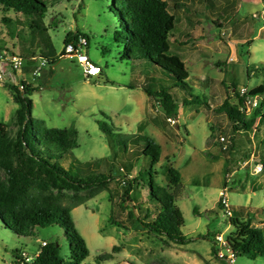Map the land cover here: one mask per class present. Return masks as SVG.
<instances>
[{
	"label": "rangeland",
	"instance_id": "rangeland-1",
	"mask_svg": "<svg viewBox=\"0 0 264 264\" xmlns=\"http://www.w3.org/2000/svg\"><path fill=\"white\" fill-rule=\"evenodd\" d=\"M166 1L175 16L169 53L185 62L190 88L182 89L170 72L146 59L124 57V44L114 39L121 23L114 6L118 0L55 2L44 17L55 61L47 62L40 76L32 75L42 61L37 35L23 15L0 11V47L23 57L15 81L6 82L25 80L34 86L28 97L35 120L47 127L77 130V146L60 164L78 177L97 172L113 175L105 188L81 191L84 198L91 197L71 209L88 249L82 264H230L212 252V236L221 233L225 238L232 230L230 218L251 219L264 238V168L254 171L264 158V144L260 145L264 124L232 132L230 121L218 110L225 100L241 109L230 91L233 86L236 90L264 86V0ZM2 16L10 21L4 23ZM76 31L87 37V56L101 69L94 76H86L74 56L62 54L65 35ZM31 54L36 56L30 60ZM143 87L168 88L175 94L178 107L170 116L173 122L160 107L152 106ZM13 96V90L1 82L0 122L8 123L12 134L16 125L11 119L18 108ZM189 96L198 97L200 103L183 105L184 97L193 98ZM253 111L244 113L245 118ZM98 121L106 122L112 135L101 132ZM140 134L160 146L157 163L151 165L149 156L137 153L141 145L132 139ZM220 136L232 142L230 153L222 152ZM128 162L132 164L129 177L140 170L143 174L131 185L122 206L125 177L120 167ZM169 167L181 177L175 204L184 218L180 232L189 239L183 245L165 243L127 216L132 209L138 218L155 217L158 203L150 197L149 177L155 185L166 187ZM224 184L230 216L218 206ZM109 218L120 226L109 223ZM43 241L56 243L59 255L69 261L62 227H36L32 234L20 236L0 218V264H20L15 261L16 250L32 255ZM231 264H264V257L237 255Z\"/></svg>",
	"mask_w": 264,
	"mask_h": 264
},
{
	"label": "trees",
	"instance_id": "trees-1",
	"mask_svg": "<svg viewBox=\"0 0 264 264\" xmlns=\"http://www.w3.org/2000/svg\"><path fill=\"white\" fill-rule=\"evenodd\" d=\"M58 1L60 0H0V11L11 10L26 18L28 28L38 37L39 55L42 60H45V64L54 63L55 52L47 33L44 17L49 8ZM114 6L121 22L120 29L114 32V39L124 44V57L146 59L151 64L170 72L176 80V85L182 89L190 88L189 72L185 62L179 55L169 53V36L172 35L175 26V16L170 12L167 1L118 0L117 3L114 2ZM177 6L179 5L175 4V7ZM1 20L8 23L10 18L2 16ZM78 36L88 41L84 34L76 31L65 35L64 45ZM2 51L0 47V53ZM132 52L135 56H132ZM62 54H65L64 50ZM35 56L31 54L30 60ZM52 66L50 73L53 71ZM3 84L13 90V97L18 103V108L11 119L16 125L13 134L8 130V123L0 122V218L5 225L20 236L32 234L36 227L60 226L64 230L70 251V259L65 261L59 255V246L56 243L44 241L45 244H40L39 249L32 255L16 250L15 261L20 260L23 264H29L25 261V257L32 256L31 264H82L88 256V249L84 238L75 228L71 209L91 197L84 198L79 194L81 191L101 190L106 187L113 175L111 172H97L86 177L71 174L59 161L77 146L76 128L73 126L47 127L42 121L35 120L31 113L32 100L28 97L35 88L25 80L14 84L8 82ZM143 90L153 100L152 106L160 107L161 111L166 114V119L176 112L178 101L175 94L170 93L168 88L152 91L143 87ZM230 91L236 95L238 103L242 105V100L234 86ZM263 92V84L249 89L250 95L260 96ZM187 98H183V105L200 103L198 97ZM218 110L223 112L230 121L232 132L249 131L259 124H264V98L253 109L249 118H245L244 112L231 106L228 100H225ZM98 128L101 132L112 135L113 130L106 122L98 121ZM132 142L141 145V149L137 147V153L149 156L151 165L159 161L160 146L151 138L140 134L132 139ZM261 144H264L263 140ZM232 149L230 141L221 150L228 154ZM133 155L136 154L133 153ZM261 164L263 169L264 158ZM124 166L126 169L120 167L125 177L122 181L124 186L122 206L126 202L125 197H128L132 189L131 185L143 174L140 170L138 177H129L128 173L132 169V164L128 162ZM166 179L167 183L164 187L155 185L153 178L149 177L150 197L158 203L155 207L157 212L152 220L138 218L132 209L129 210L127 216L129 219L138 221L151 233L161 236L165 243L183 245L189 239L180 232L184 218L180 208L175 204L176 192L181 184L180 173L169 167ZM218 206L223 208L220 200ZM194 212L197 210L194 209ZM145 217L148 216L145 215ZM109 223L120 226L112 218H109ZM229 223L232 230L226 235L225 240L236 256L245 255L251 259L264 257L263 234L251 225V219L245 221L230 218ZM262 224L264 226V221ZM212 243V252L215 254V234L212 236Z\"/></svg>",
	"mask_w": 264,
	"mask_h": 264
},
{
	"label": "built area",
	"instance_id": "built-area-1",
	"mask_svg": "<svg viewBox=\"0 0 264 264\" xmlns=\"http://www.w3.org/2000/svg\"><path fill=\"white\" fill-rule=\"evenodd\" d=\"M256 16L255 14H253ZM88 45V41L78 36L75 40H71L64 45V52L66 55H72L76 58L77 62L83 66V70L86 76H94L100 73V68L92 63L86 53V47ZM232 60V58H230ZM45 65V60H42L38 66H36L33 71V76H39L41 73L42 67ZM23 67V57L7 52L2 51L0 53V83H5L6 81L14 80L15 74L18 70ZM239 97L242 100L241 109L244 113H249L255 107L258 106L261 98L258 95H250L249 89L241 87L237 90ZM168 121L173 122L171 117L167 118ZM220 143L222 147L225 148L228 142V138L225 136H220ZM255 172L262 171V164L256 163L254 166ZM219 200L221 201L223 208L228 216H230V211L228 209V201L226 194V186L218 192ZM216 239V250L215 255L220 259H225L230 264L234 262L236 257L235 253L227 246L226 240L221 233L215 235ZM45 242H41V245H44ZM24 255V253H23ZM20 261V260H19ZM25 261L31 264L32 256L25 257ZM21 262V261H20ZM20 264H23L22 262Z\"/></svg>",
	"mask_w": 264,
	"mask_h": 264
},
{
	"label": "crops",
	"instance_id": "crops-1",
	"mask_svg": "<svg viewBox=\"0 0 264 264\" xmlns=\"http://www.w3.org/2000/svg\"><path fill=\"white\" fill-rule=\"evenodd\" d=\"M3 51H5V50H3Z\"/></svg>",
	"mask_w": 264,
	"mask_h": 264
}]
</instances>
